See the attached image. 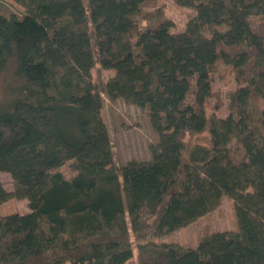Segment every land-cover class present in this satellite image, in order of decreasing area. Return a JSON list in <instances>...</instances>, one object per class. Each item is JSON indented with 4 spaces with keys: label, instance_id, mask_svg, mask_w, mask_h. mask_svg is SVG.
Instances as JSON below:
<instances>
[{
    "label": "trees",
    "instance_id": "obj_1",
    "mask_svg": "<svg viewBox=\"0 0 264 264\" xmlns=\"http://www.w3.org/2000/svg\"><path fill=\"white\" fill-rule=\"evenodd\" d=\"M13 1L25 11L0 12V172L14 190L0 181V206L30 212L0 217V264H264V0H174L195 10L178 33L163 0ZM97 64L115 71L101 90ZM220 66L237 82L225 117L207 109ZM102 95L147 115L151 159L116 165ZM224 197L236 230L155 241Z\"/></svg>",
    "mask_w": 264,
    "mask_h": 264
},
{
    "label": "rangeland",
    "instance_id": "obj_2",
    "mask_svg": "<svg viewBox=\"0 0 264 264\" xmlns=\"http://www.w3.org/2000/svg\"><path fill=\"white\" fill-rule=\"evenodd\" d=\"M0 12L4 14L22 15L24 8L13 0H0ZM164 7L165 14L175 22L173 32H181L185 29L187 21L195 15V10L178 6L174 0H163L159 3ZM92 79L98 89L101 90L111 77L115 75L114 70H106L98 64L92 69ZM237 87L234 75L229 69L220 66L213 74V89L220 94L209 101L208 111L214 112L215 105L221 103L216 114L225 117L229 114L227 94ZM1 92V91H0ZM102 109V118L108 127L113 152L116 157V165L120 167L127 161L149 160L152 157L150 146L154 144L159 136L154 131L147 115L138 107L128 104L122 99L110 101L105 95ZM189 149L197 146H208L209 134L204 133L194 137H186ZM63 172L67 177L72 175L70 168L64 167ZM0 181L7 191L14 190V182L10 174L0 172ZM28 201L25 199H11L0 206V217L12 213H28ZM237 220L234 209V202L224 197L219 207L211 213L200 218L193 224L180 229L170 235L164 236L155 241L176 242L185 246H196L203 235L210 231L236 230ZM136 242L133 246L136 247ZM136 251V248H135ZM136 254V252H135ZM128 264H138L136 256Z\"/></svg>",
    "mask_w": 264,
    "mask_h": 264
}]
</instances>
